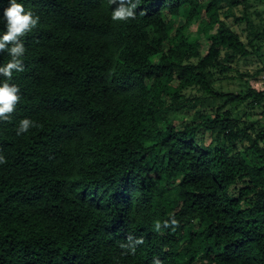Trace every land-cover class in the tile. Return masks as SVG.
<instances>
[{
    "label": "trees",
    "instance_id": "trees-1",
    "mask_svg": "<svg viewBox=\"0 0 264 264\" xmlns=\"http://www.w3.org/2000/svg\"><path fill=\"white\" fill-rule=\"evenodd\" d=\"M21 2L40 22L0 120V264H264L262 135L226 110L264 91L212 87L251 54L221 18L239 1L140 0L127 22L110 0ZM26 117L38 127L18 136ZM171 217L174 230H155ZM129 236L143 241L134 255L120 247Z\"/></svg>",
    "mask_w": 264,
    "mask_h": 264
},
{
    "label": "rangeland",
    "instance_id": "rangeland-1",
    "mask_svg": "<svg viewBox=\"0 0 264 264\" xmlns=\"http://www.w3.org/2000/svg\"><path fill=\"white\" fill-rule=\"evenodd\" d=\"M200 1L206 2L207 0ZM238 1V4L230 10L231 16L228 18L222 16L221 18L247 45L251 54L246 58H235L227 72L216 71L212 87L218 93H237L243 96L249 88L264 91V13L263 6H259L254 0H246L244 3L241 2L242 0ZM221 6V13L226 12L229 8L226 2H223ZM243 17V20H236ZM183 23V20L177 21L178 26ZM195 27L196 24L190 27L189 31H193ZM200 43L202 45L201 53L204 54L208 44L202 38ZM177 76L175 77L177 78ZM185 94L189 98H194L197 95L194 90H187ZM226 110L231 111V119L236 121L238 129L240 131L245 129L244 135L248 139L252 140L256 135L261 134L262 138L259 140V144L264 147V100L260 105H254L253 100L248 99L242 104L228 105ZM175 124H179V120ZM211 138H214V135L199 133L195 137V141L207 145ZM144 142L150 146L155 143V138L149 135L144 139ZM237 147L239 150L238 143Z\"/></svg>",
    "mask_w": 264,
    "mask_h": 264
},
{
    "label": "clouds",
    "instance_id": "clouds-1",
    "mask_svg": "<svg viewBox=\"0 0 264 264\" xmlns=\"http://www.w3.org/2000/svg\"><path fill=\"white\" fill-rule=\"evenodd\" d=\"M140 0H110L111 5L116 7L111 10V20L113 22H127L135 19L136 9L139 7ZM40 22V17L31 10H26L21 0H7V6L3 8L0 14V23L4 25L0 29V53L7 52L10 59L6 64H0V120L9 119L20 100V89L12 82L14 73L24 71L23 59L26 54L25 37ZM38 127L37 123L31 118H23L19 121L16 128V134H27L30 129ZM6 158L0 153V165L5 164ZM179 222L171 217L163 222L155 223V230L172 228L178 226ZM142 239L128 237L127 243L120 244L129 253L135 254L137 245L141 244ZM153 264H162L159 258H154Z\"/></svg>",
    "mask_w": 264,
    "mask_h": 264
}]
</instances>
